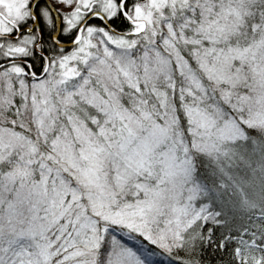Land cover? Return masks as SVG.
<instances>
[{"label": "snow or ice", "instance_id": "1", "mask_svg": "<svg viewBox=\"0 0 264 264\" xmlns=\"http://www.w3.org/2000/svg\"><path fill=\"white\" fill-rule=\"evenodd\" d=\"M0 264H264V0H0Z\"/></svg>", "mask_w": 264, "mask_h": 264}]
</instances>
